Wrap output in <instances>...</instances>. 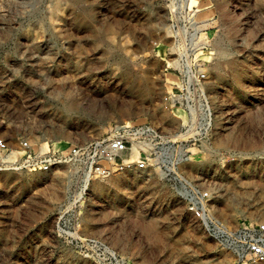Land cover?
I'll return each mask as SVG.
<instances>
[{
	"label": "rangeland",
	"instance_id": "obj_1",
	"mask_svg": "<svg viewBox=\"0 0 264 264\" xmlns=\"http://www.w3.org/2000/svg\"><path fill=\"white\" fill-rule=\"evenodd\" d=\"M208 1L213 11L198 17L213 13L211 137L174 171L208 189L227 225L264 222V0ZM168 45L162 0H0V136L21 155L20 139L45 151L120 123L176 133L184 113L161 103L175 81ZM165 172L127 170L81 189L67 165L1 169L0 264H98L73 236L99 238L130 264H232Z\"/></svg>",
	"mask_w": 264,
	"mask_h": 264
},
{
	"label": "built area",
	"instance_id": "obj_2",
	"mask_svg": "<svg viewBox=\"0 0 264 264\" xmlns=\"http://www.w3.org/2000/svg\"><path fill=\"white\" fill-rule=\"evenodd\" d=\"M208 1V0H207ZM169 45L166 54L174 63H165L174 77L166 82L161 96L164 109H180L184 119L176 133L162 131L144 121L120 123L104 135L80 144L68 143L56 149L32 151L25 139L18 140L21 155L14 157L0 136V170L25 169L46 172L59 165L73 168L76 181L85 189L92 179L106 178L123 171L147 168L166 171L177 197L202 231L232 255L233 264H264V222L229 226L210 212L208 189L191 183L174 170L187 160L190 149L211 137L213 114L204 90V63L211 55L206 22L212 15L198 17V0H162ZM210 4V3H209ZM155 44V43H154ZM73 243L98 264H130L106 243L95 237H71Z\"/></svg>",
	"mask_w": 264,
	"mask_h": 264
},
{
	"label": "bare ground",
	"instance_id": "obj_3",
	"mask_svg": "<svg viewBox=\"0 0 264 264\" xmlns=\"http://www.w3.org/2000/svg\"><path fill=\"white\" fill-rule=\"evenodd\" d=\"M195 0H191V3L192 2H194ZM198 3H199V5H201V7H202V11L204 12L205 11V9L207 10V9H209V10H212L213 11V8L210 6V4H209V1H207V0H198ZM207 7V8H206ZM205 8V9H204ZM202 13H200V15H201ZM206 16V15H205ZM13 154L17 157V155L19 154L20 155V153H19V151H14L13 152Z\"/></svg>",
	"mask_w": 264,
	"mask_h": 264
},
{
	"label": "crops",
	"instance_id": "obj_4",
	"mask_svg": "<svg viewBox=\"0 0 264 264\" xmlns=\"http://www.w3.org/2000/svg\"><path fill=\"white\" fill-rule=\"evenodd\" d=\"M232 264H233V262H232Z\"/></svg>",
	"mask_w": 264,
	"mask_h": 264
}]
</instances>
